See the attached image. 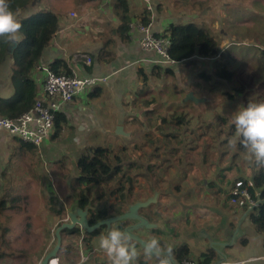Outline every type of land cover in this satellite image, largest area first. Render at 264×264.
<instances>
[{"label":"rangeland","instance_id":"1","mask_svg":"<svg viewBox=\"0 0 264 264\" xmlns=\"http://www.w3.org/2000/svg\"><path fill=\"white\" fill-rule=\"evenodd\" d=\"M131 3L134 15L140 14L143 9H146L144 7L147 5L145 1L131 0ZM164 3L168 7L166 9L174 16L170 20L171 23L195 22L218 39L221 52L225 51L227 54L230 51L233 53V59L229 62L228 68L236 72L235 81L233 83H220L214 88L212 87L213 82L210 84L203 79H198L200 73L205 72L211 75L219 62H226L225 58L219 56L210 59L197 57L194 64H175L173 65L175 76L160 74L159 77H156L142 73L143 78H141L139 88L142 86L140 90L143 92L140 91L142 93L138 95L139 88L135 89L133 94H136V98L130 99V102L133 101L130 108L139 110L136 113L138 116L134 122L130 119L132 124L128 118L125 120L124 131L129 136L116 135V130L114 133L112 129L108 135L101 129L88 130L78 134V131L68 124L64 126L59 138L49 139L51 135L48 137L51 140L48 147L43 146L38 151H34L33 154H24L21 158L14 159L12 166L8 163L12 155L10 151L7 157L0 159V192L4 193L5 187L9 200L14 197L17 199L14 205L10 201L8 208L1 216V222L9 229L5 239L10 242V247L4 246L0 242V252L6 254L0 258V264H35L36 260V264H40L57 247L58 234L61 237L60 248L68 247V255L66 256L69 260L77 261V256H80L81 259L87 250L85 247L90 245L92 247L97 243V238H92L89 236L90 234L85 237L83 233L68 235L62 233L63 230L59 231L65 224L72 225V221H62L65 213L69 209L81 208L82 192L90 198V204L82 210L84 213L88 212L92 203L101 208L117 207V200L119 199V194L115 191L119 187L117 185L125 184L127 199L128 191L133 189L132 185L136 183V181L132 183L128 179L129 176L140 177L143 172L144 179L139 180V182H143V187H147L151 183H153L152 185L159 183L154 177H157L160 169L157 157L163 155L165 146L163 144L152 146L151 142L145 138V134L152 133L154 138L158 137L155 127L160 118H170L173 114L186 113L188 118L192 119L194 127L201 125L203 127L205 122H212L219 129L223 120L231 119L232 114L239 107L247 106L249 101L264 102V91L258 92L251 88L232 101L223 93L226 90L234 92V89L243 83L249 84L248 82H252L256 77L263 76L261 60L263 57L261 54L264 51V0H165ZM164 3L161 2V6L164 7ZM99 4H101L100 0H88V2L86 0H43L41 3L42 8H49L50 5L57 12L69 10L68 16L77 19L79 15L83 21L95 16L91 20L93 23L92 30H101L102 28L98 26V23H104L102 19L97 18L96 13ZM39 7L30 5L25 12L22 11L18 14V18L21 19L30 15L40 9ZM206 9L211 10L206 13ZM74 14L76 15L74 16ZM104 30L108 29L104 28ZM5 60L4 64H10L12 62L11 55L9 54ZM189 92H193L197 98L205 101L199 104L192 101L186 102L185 98ZM153 99L155 104H148ZM108 110L99 112L104 123H108V120L116 117L114 113ZM151 119L155 120L152 125ZM149 127L150 130L146 131L145 129ZM227 131L228 124L223 128L222 133L219 129L218 132L223 135L220 137H225ZM218 137L217 135L216 146L211 138L206 142L214 144L213 149L209 151L213 162L214 160L218 161L221 152L225 149L229 152L226 153V155H230L229 157L238 155L240 158L245 157L247 164L251 163V160L248 159L247 150H242L234 145L238 141V135L232 136L233 139H228L221 148L217 147L222 140ZM231 140H234V144ZM206 143L200 141L201 150ZM157 146H162V150L158 154L155 152ZM94 147H104L111 150L110 163L113 168H118V176L107 188L105 185L100 186L99 189L79 185L78 160ZM152 155L155 156L152 157ZM180 155L181 152L179 157ZM191 155H194V152ZM150 163H154V165H150L151 168L146 166ZM174 164V167L172 164V167L165 171V176L169 177L170 183L173 182V174L181 170V166H178L177 162ZM184 165L189 170L199 166V164L189 165L186 161H184ZM210 165L212 164H208V167ZM211 167L217 168V166ZM148 170L152 171L154 176L147 177ZM3 171H6L4 180L2 179ZM157 179L159 178L157 177ZM170 186L169 191L172 192L173 185ZM170 206L172 209V205ZM128 207L130 206L123 204V213ZM57 210L62 212L58 216L59 218H55V221L49 219L52 215H57ZM122 219L118 220V225L122 222L125 223L126 219L124 221ZM115 222L113 223L116 227L107 225L102 234L106 235L109 229L117 228ZM129 229L131 228L129 227ZM64 243L67 244L64 245ZM240 245L239 243L238 246ZM60 253L61 249L56 258L59 259ZM92 257L91 263L97 262V259ZM59 264H61L60 260Z\"/></svg>","mask_w":264,"mask_h":264},{"label":"crops","instance_id":"2","mask_svg":"<svg viewBox=\"0 0 264 264\" xmlns=\"http://www.w3.org/2000/svg\"><path fill=\"white\" fill-rule=\"evenodd\" d=\"M136 1L147 3L144 7L150 12L152 32L155 35L165 33L173 16L166 9L168 7L165 6V0ZM100 2L96 14L97 18L99 17L104 22L103 24L98 23L101 30H92L91 20L95 16L83 21L79 15L77 19L68 16L69 10L57 12L50 5L46 8L60 16L61 27L49 47L44 50L32 74L38 98L46 77L45 69L59 59L65 60L70 69L81 77L93 76L107 79L88 93L79 95L72 102L62 104L61 113L65 114L67 124L77 130L78 134L101 129L108 135L111 129L114 132L118 126H123L125 129L126 118L130 123L134 122L139 110L130 108V104H133L130 99L136 98V94L133 93L141 84L142 73L152 75L156 66L160 68L165 66L160 62L161 59L156 53L145 51L142 48V36L137 28L140 20L135 19L130 24V33L125 38H119L115 34L119 22L114 13L112 0H100ZM161 2L164 3V7L161 6ZM130 5L131 15L133 17L139 15L132 13L131 0ZM208 10L206 9V13ZM9 54L12 58V49ZM82 54L92 58L90 65L84 62ZM5 61L0 65V98L9 101L14 94L12 82L14 60L12 58L10 64H4ZM96 89L99 90L100 95L91 97V92ZM140 89L142 86L139 88L138 95L143 92ZM108 109L116 117L104 123L99 112H105ZM145 130H150V127ZM49 139L41 147H48L51 141ZM12 146L13 135L0 130V159L10 154ZM229 156L227 154L221 158L220 155L218 161L214 160V162L210 155L206 157L207 162L200 158L201 161L196 163L199 164L198 168L192 170L180 165L181 170L173 174L174 184L170 183L169 177L165 176V171L172 166L166 169L167 163L160 165L163 160L167 161L163 155L158 159L160 169L157 177L159 179L151 173L152 171H147V177L150 178L153 175L160 185L151 183L143 187V182H139L144 179L143 172L140 177H132L136 183L132 185L133 189L128 191V198L125 200V205L130 206L129 210L127 209L128 211L126 210L122 216L115 217L114 215L103 224L114 227L113 222L116 221L117 228H123L121 231L131 237V244L138 252V257L133 264H162V262L178 264L171 253L174 249L184 245L189 247L191 259L197 262L202 254L214 249L219 254L220 261L232 260L243 262V264H264V234L256 230L249 219L250 213L236 208L229 201L230 190L234 183L238 180L253 179L259 168L253 160L247 164L245 157ZM174 163L176 162L172 163L173 167ZM208 164L212 165L208 167ZM150 165L154 163L146 166L150 168ZM177 165L179 166L178 163ZM211 166H217V168ZM170 185H173L172 192L169 191ZM141 191H143L142 194H140ZM58 216L60 215H52L49 219L55 221V218H59ZM87 216V213L78 207L75 210H67L62 221L76 223L73 228H78L80 233L86 237L88 235L86 232ZM121 218H123L122 221L125 219L126 221L122 222L123 225H118V220ZM85 220L86 223H83ZM87 231L91 232L92 229H87ZM102 232L94 236L89 235L97 238V243L92 247L91 245L85 247L87 248L85 253L89 254V259L85 264H109L106 254L99 249V237L103 235ZM152 240L158 242V247L150 248ZM239 243L240 246H238ZM60 249L61 264L80 263V256H77V261L69 260L66 256L68 247ZM92 256L97 259V262L91 263Z\"/></svg>","mask_w":264,"mask_h":264},{"label":"trees","instance_id":"3","mask_svg":"<svg viewBox=\"0 0 264 264\" xmlns=\"http://www.w3.org/2000/svg\"><path fill=\"white\" fill-rule=\"evenodd\" d=\"M42 1L43 0H9L10 7L17 16L20 12H25L30 5L35 7L40 6V9L20 19L23 25L21 31L24 39L12 49V58L14 60L12 74L14 94L9 101L0 98V117L17 119L32 109L38 98L37 87L32 78V74L39 64L44 50L49 47L53 37L60 30L62 21L60 16L55 12L42 8ZM86 2H88V0H86ZM112 6L119 22V26L115 30V34H117L119 38H125L127 34L130 33V24L135 19L140 20L139 23L143 26H149L151 23L150 12L147 9H143L142 13L136 17L131 15L130 0H112ZM157 36L167 38L169 43L168 54L170 59L175 62L173 65L181 63L194 64L195 58L197 57L201 59H210L219 56L220 58H225L226 62H219L214 73L211 75L205 72L200 73L198 79H203L210 84L213 82L214 84H212V87L214 88L220 83H233L235 81L236 72L228 68L229 62L233 59V53L230 51L227 52V54H225V51L221 52L218 39L211 35L204 27L195 22L171 23L165 33ZM9 46L10 42L0 39V65L9 54L11 49ZM261 55L263 57L261 60L264 71V51H262ZM173 65H165L164 68L156 66L152 75L156 77H159L160 74L175 76ZM49 69L59 75H72V70L68 63L62 59L53 62L49 66ZM248 83L249 84H247V82L243 83L240 87L235 88L234 92L226 90L223 93L232 101L236 100L237 96L244 94L249 88L252 90L255 89L258 92L264 91V72L263 76L256 77L252 82ZM99 95L100 92L97 89L91 92V97H98ZM150 103L155 104V100L153 99L148 102V104ZM54 116V128L51 138L56 139L59 138L60 133L64 130V126L68 124L65 114L61 113V111L54 112ZM154 121V119H151V125ZM157 122L155 128L158 137L154 138L152 133H147L145 134V138L151 142L152 146L157 144H163L165 146V150L162 154L164 157H167V161L165 160L166 162H164L163 160L160 165L167 163L166 169L170 168L174 161L181 166L184 165V161L189 165H194L201 161L200 158L207 162L206 157L210 155L209 151L213 149L214 144L216 146L217 135L219 136L218 139H222L217 146L219 148L223 147L226 141L232 138V136L238 135L234 125L231 123V119H224L222 126L219 127L220 133H222L221 131H223V128L228 124V131L227 134L224 135L225 137H220L223 135L218 132V127L214 126L212 122H205L203 127L202 125L194 127L192 119L188 118L186 113L173 114L170 118L163 117ZM210 138L212 142H214L213 145L211 143H206ZM200 141L206 143L203 150L200 149L202 147ZM231 141L234 144V140ZM234 145H237L242 150L245 149L240 143V138H238L237 143ZM38 149L39 148L36 146L23 142L17 136H13V146L11 148L12 155L8 163L12 166L14 163L12 161L14 159L21 158L24 154H33V152L38 151ZM161 150L162 146H157L155 152L158 154ZM180 152L181 155L179 157ZM193 152L194 155H191ZM227 152L228 151L224 149L220 154L221 158L225 156ZM111 154L112 151L108 148L94 147L89 149L84 156L80 157L77 163L79 185L88 186L91 189H99L100 186L103 185H105L106 188L110 186L118 176V168H113L110 163ZM154 156L155 155H152V157ZM160 156L161 155H158L157 158L159 159ZM118 160L122 162L120 158H118ZM183 167L186 168L187 166L184 165ZM2 174V179L4 180L6 171H3ZM128 179L132 183L134 182L131 176H129ZM252 180L255 186L261 189V200L258 206L250 212L249 219L256 230L264 234V168H259L258 171L255 172ZM117 186H119L115 189L116 193L119 194L117 207L109 206L101 208L92 203V206L87 212V229L91 228L93 231L88 232L86 229L88 234L90 233V235L94 236L101 233L107 226L103 223L113 218L114 215L117 217L123 215L122 207L126 200L125 184H119ZM3 192L4 193L0 192V242L4 246L10 247V242L5 239V235L9 233V229L1 222V216H3L5 210L8 208L10 201L11 203L13 202L12 204L14 205L17 198L14 197L9 200L8 192L5 190V187ZM252 193L254 194V190ZM80 203L81 210H84L86 206L90 204V198H88L84 192H82ZM61 214L62 212L60 210L57 211V215ZM62 233L76 234L80 233V231L78 228H64ZM171 254L178 263H181V261L185 259H191L190 249L185 245L174 249ZM5 255V252H0V258ZM221 259L224 260V258ZM217 261H220L219 254L214 249H210L202 254L199 259L200 264H212Z\"/></svg>","mask_w":264,"mask_h":264},{"label":"built area","instance_id":"4","mask_svg":"<svg viewBox=\"0 0 264 264\" xmlns=\"http://www.w3.org/2000/svg\"><path fill=\"white\" fill-rule=\"evenodd\" d=\"M76 14H74L75 16ZM138 31L142 39V48L148 52H154L160 57L163 65H173L168 54L169 43L167 38L157 36L152 32L151 26H143L137 24ZM82 59L87 65L92 63V59L88 55L82 54ZM46 77L42 86V92L37 98L35 105L28 112L24 113L17 119H9L0 117V130H5L13 136H17L20 140L27 144H31L40 148L51 135L54 128V112L60 111L62 104L72 102L81 94L88 93L98 84L105 82L106 78H98L93 76L81 77L74 70L72 75L56 74L49 68L45 69ZM254 190V194L252 191ZM261 196V189L255 186L252 179L238 180L234 183L229 194L230 203L250 213L258 206ZM89 254L82 255L79 264L87 263ZM59 264V259L54 258L51 262ZM178 264H200L193 259H185ZM212 264H243L232 260L217 261Z\"/></svg>","mask_w":264,"mask_h":264},{"label":"clouds","instance_id":"5","mask_svg":"<svg viewBox=\"0 0 264 264\" xmlns=\"http://www.w3.org/2000/svg\"><path fill=\"white\" fill-rule=\"evenodd\" d=\"M22 23L11 9L9 0H0V39L19 44L23 41ZM231 123L247 150L248 159L254 160L258 168H264V102L249 101L232 114ZM158 247L152 240L150 248ZM99 249L106 254L109 264H133L138 257L131 237L124 231L111 228L99 237ZM164 264V262H162Z\"/></svg>","mask_w":264,"mask_h":264},{"label":"water","instance_id":"6","mask_svg":"<svg viewBox=\"0 0 264 264\" xmlns=\"http://www.w3.org/2000/svg\"><path fill=\"white\" fill-rule=\"evenodd\" d=\"M11 44H12V43H10V46H11ZM10 46H9V47H10ZM16 46H17V44L14 43V44H13V47H10V48H11V49H14ZM185 101H186V102H187V101H192V102H194L195 104H199V103L204 102L205 100H203V99H199V98H197V97L194 95L193 92H189V93L187 94L186 98H185ZM116 134H117V135H120V136H129V134L126 133V132L124 131L123 126H118V127H117V129H116ZM85 222H86V220H85ZM74 225H75V224H72V225H67V224H65V225H63V227H62L59 231L63 230L64 228L72 229V228L74 227ZM89 229H91V228H89ZM60 246H61V237H60L59 234H58V244H57V247L55 248V250H54L50 255L46 256V257L42 260V262H41L40 264H49V262H50L52 259L56 258V255H57V253H58L59 250H60Z\"/></svg>","mask_w":264,"mask_h":264},{"label":"bare ground","instance_id":"7","mask_svg":"<svg viewBox=\"0 0 264 264\" xmlns=\"http://www.w3.org/2000/svg\"><path fill=\"white\" fill-rule=\"evenodd\" d=\"M135 5V4H134ZM54 262V263H53ZM53 262H51V264L53 263V264H55V261H53Z\"/></svg>","mask_w":264,"mask_h":264}]
</instances>
